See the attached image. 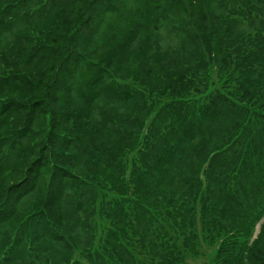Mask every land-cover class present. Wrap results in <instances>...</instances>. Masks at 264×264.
Instances as JSON below:
<instances>
[{"label": "trees", "instance_id": "16d2710c", "mask_svg": "<svg viewBox=\"0 0 264 264\" xmlns=\"http://www.w3.org/2000/svg\"><path fill=\"white\" fill-rule=\"evenodd\" d=\"M199 256L264 264V0H0V264Z\"/></svg>", "mask_w": 264, "mask_h": 264}, {"label": "rangeland", "instance_id": "374dc122", "mask_svg": "<svg viewBox=\"0 0 264 264\" xmlns=\"http://www.w3.org/2000/svg\"><path fill=\"white\" fill-rule=\"evenodd\" d=\"M202 253H208L211 252L210 249L206 246L201 248ZM205 261V259L201 256L196 257V259L194 261H191V264H203ZM217 264H219L220 262H216Z\"/></svg>", "mask_w": 264, "mask_h": 264}]
</instances>
